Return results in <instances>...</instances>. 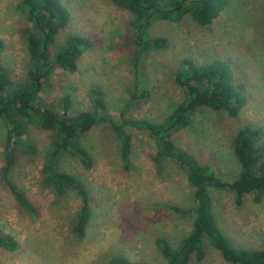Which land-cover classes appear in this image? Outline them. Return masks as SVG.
I'll use <instances>...</instances> for the list:
<instances>
[{
	"label": "rangeland",
	"instance_id": "obj_1",
	"mask_svg": "<svg viewBox=\"0 0 264 264\" xmlns=\"http://www.w3.org/2000/svg\"><path fill=\"white\" fill-rule=\"evenodd\" d=\"M70 20L55 37L53 48L65 37L78 34L89 39L76 71L54 68L46 78L37 105L57 114L75 115L91 108L90 90L103 93L106 110L115 121L125 110L128 118L161 122L173 105L184 98L174 82L182 60L197 64L235 57L239 62L234 81L246 96L236 117L223 110L198 108L188 126L171 134V140L209 164L216 175L235 178L239 164L233 153V137L244 126L257 129L264 145V0H229L210 24L200 26L188 15L179 21L157 20L149 28L150 38L164 37L168 47L144 53L134 69L130 13L111 0H59ZM19 0H0V65L13 83L26 79L30 59L24 32L30 28ZM137 84V97L129 104V93ZM67 98V109L64 108ZM130 136L129 169L122 166L119 142L105 126L80 135L86 162L64 154L61 170L76 176L89 194L90 215L83 236L73 230L82 203L71 190L57 196L43 184V157L53 133L30 124L26 139L33 152L16 151L8 177L36 206L28 213L18 208L0 181V234L18 244L8 251L0 247V264H108L113 256L129 262L164 264L155 244L165 239L176 247L191 229V215H179L168 204L189 207L192 189L185 170L169 159L153 161L154 140L144 131L126 128ZM5 129L0 122V170L4 163ZM212 213L222 232L236 248L264 249V193L243 194L209 189ZM200 262L232 264L207 243Z\"/></svg>",
	"mask_w": 264,
	"mask_h": 264
},
{
	"label": "trees",
	"instance_id": "obj_2",
	"mask_svg": "<svg viewBox=\"0 0 264 264\" xmlns=\"http://www.w3.org/2000/svg\"><path fill=\"white\" fill-rule=\"evenodd\" d=\"M229 0H111V2L131 15L128 30L130 43L135 48L134 69L138 60L151 50L168 47L164 37L150 38L151 24L157 20L179 21L188 15L200 26L210 24L227 6ZM19 8L24 12L30 28L24 32L30 68L26 79L13 83L7 71L0 65V122L5 129L4 163L0 170V181L7 188L19 209L37 212L36 206L22 189L8 177L14 163L16 151L33 152L35 148L26 139L30 124L53 133L49 148L43 157L41 174L43 184L52 188L57 196L71 190L78 194L82 206L76 213L73 230L83 236L89 219V194L83 183L74 175L58 166L64 154H71L86 162L87 152L81 146L82 133L98 126L107 127L119 142L122 166L129 169L130 136L127 127L146 132L155 143L156 163L169 159L183 168L192 189V204L181 207L168 204L167 207L179 215H191V229L176 247L163 238L155 244L165 259L164 264H189L191 260L200 262L205 256L207 243L227 262L232 264H264V249L236 248L222 232L212 213L209 189L215 188L231 192L237 199L252 193L258 197L264 193V145L260 133L249 126L241 127L233 137V153L240 171L235 178L224 179L216 175L209 164H201L198 158L178 147L171 140V134L189 125L192 114L201 107L223 110L236 117L246 102L242 89L236 85L233 73L239 62L235 57L213 59L197 64L186 58L181 61L174 74V82L183 89L184 98L173 105L163 121L154 122L145 118L134 119L125 116L124 109L119 121L107 112L103 93L90 90L91 108L75 115L57 114L54 110L37 105L44 90L46 78L54 68L72 73L77 69L78 58L88 47L89 39L78 34L64 38L63 43L53 48L55 37L64 30L70 15L59 0H19ZM1 47V41H0ZM128 92L127 106L137 95V84ZM64 108L67 109V98ZM15 240L0 234V247L12 251L17 247ZM108 264H144L129 262L122 256H113Z\"/></svg>",
	"mask_w": 264,
	"mask_h": 264
}]
</instances>
